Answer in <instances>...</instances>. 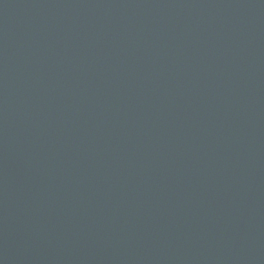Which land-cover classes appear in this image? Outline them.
<instances>
[{"label": "water", "instance_id": "water-1", "mask_svg": "<svg viewBox=\"0 0 264 264\" xmlns=\"http://www.w3.org/2000/svg\"><path fill=\"white\" fill-rule=\"evenodd\" d=\"M0 264H264V0H0Z\"/></svg>", "mask_w": 264, "mask_h": 264}]
</instances>
